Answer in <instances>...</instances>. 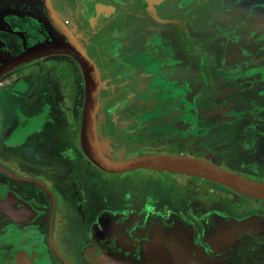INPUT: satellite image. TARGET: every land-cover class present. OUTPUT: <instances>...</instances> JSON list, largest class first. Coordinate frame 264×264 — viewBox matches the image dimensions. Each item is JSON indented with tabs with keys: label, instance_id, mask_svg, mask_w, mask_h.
<instances>
[{
	"label": "rangeland",
	"instance_id": "obj_1",
	"mask_svg": "<svg viewBox=\"0 0 264 264\" xmlns=\"http://www.w3.org/2000/svg\"><path fill=\"white\" fill-rule=\"evenodd\" d=\"M53 1L60 13L70 20L76 36L92 49L101 76L107 81V87L100 93L103 102L98 109V127L99 142L108 158L122 161L154 152L185 154L264 181V25H261L257 45V36H253L254 41L250 38L252 25L258 26L261 19L264 21V0H163L157 5L162 17H176L183 24L155 20L143 0H114L118 10L107 21L111 28L102 30L107 37L116 38L117 43L122 37L136 38L134 45L125 43L122 47L94 44L95 37L104 33L81 21L77 0ZM15 2L0 0V21L6 19V8H18ZM13 22L12 26L22 28L18 22ZM29 24L24 28L35 35V25ZM159 31L163 35L154 38ZM236 33H244V38L236 41ZM50 35L43 33L46 37ZM38 38L30 36L29 41L32 43ZM0 42L7 55L23 49L17 34L1 31ZM242 47L248 50L245 48L244 53ZM179 56L182 59L178 62L174 57ZM162 57L168 61L176 59L178 67L191 66L189 71L194 76L186 71L181 77L182 81L191 79L196 85L195 93L181 84L187 96L179 99L175 93L176 98L165 99L173 92L169 87L174 85L161 83L162 74L158 77L150 67L164 65ZM31 61L25 66L30 70L37 64L56 70V75L61 77L53 79L54 105L60 107L59 111L76 113L81 118L86 88L77 60L59 55ZM144 69L147 71L140 76L146 80L139 76ZM235 71L243 76L232 77L235 82L226 87L229 82L222 83L227 78L223 75L232 72L235 75ZM2 80L7 88L11 87V80L5 77ZM102 84L104 86L105 82ZM1 99L18 98L3 88L0 90L2 104ZM0 109L4 110L3 104ZM65 121L71 122L70 119ZM30 160L38 159L32 155ZM71 160L75 162L76 158L71 157ZM71 160L64 163L62 157L50 156L42 163L46 162L47 167L52 163L60 172L66 167L69 173ZM86 163L91 168L94 166L89 157ZM95 174L101 177L100 183L114 181L115 193L132 196V212L140 216L135 226L145 222L152 227L160 217L168 219L160 218L159 222L172 224L173 218L175 228L190 235L197 234L198 229L203 235L192 238L177 230L178 236L188 243L192 240L206 242L204 236L210 227L208 215L211 212L218 220L220 236L226 231L223 229L227 222H243L242 227H248L246 222H258L255 226L260 229L243 234L240 241L245 246L252 238L258 243L254 246L261 249L262 253L258 250V258L250 264L264 261V198L237 195L213 179L166 170L138 168L114 173L100 169ZM214 261L212 257L207 259L208 264H215ZM231 261L247 264L245 258L236 255Z\"/></svg>",
	"mask_w": 264,
	"mask_h": 264
},
{
	"label": "flooded vegetation",
	"instance_id": "obj_2",
	"mask_svg": "<svg viewBox=\"0 0 264 264\" xmlns=\"http://www.w3.org/2000/svg\"><path fill=\"white\" fill-rule=\"evenodd\" d=\"M15 1V7L18 8L5 9L6 19L2 18L0 21V32L19 35V44L23 46L21 51L25 47L44 41L66 40L65 34L47 15L43 0ZM21 3L24 5L19 6ZM77 3L80 5L79 14L83 23H90L96 31L101 29L102 33H104L102 29L111 28L107 21L118 10V4L114 0H77ZM52 4L59 17L72 29L70 20L60 13L53 0ZM110 5L115 6L113 13L108 9ZM12 22L15 24L18 22L22 28L12 26ZM25 24L35 25L33 30L36 34L27 31L24 28ZM261 25H264L262 19L258 26L253 24L250 28L252 35L250 38L254 41L253 36H257L256 45L261 36L258 35ZM43 33L51 35L46 37ZM159 34L163 35L162 31L154 35V38ZM30 36L39 38L30 43ZM236 37V41H239L244 38V33H236ZM76 38L95 61L92 49L84 45L79 36ZM95 40L94 44L112 47L114 45L122 47L125 43L130 46L132 42L131 38L124 37L117 43L116 38L107 37L105 33L97 39L95 37ZM2 45L0 42V64L19 53L7 55L1 48ZM245 48L242 47L244 53ZM59 55L72 56L69 53L58 52L28 61L35 62ZM165 57H162L164 65L150 67L154 73H158V77L162 74L159 78L161 83L174 85V88L169 87L173 95L165 98L172 99L176 98L177 84L174 78L178 77L176 70L178 63L170 57L171 65ZM26 64L25 62L16 65L0 77V90L7 89L18 98L7 99L8 101L1 99L4 110L1 112L0 109V264H107L128 260L134 264H208L207 259L210 257L215 260V264H241L231 261L235 255L241 256V259L245 258L247 264H250L258 258L257 251L261 252V249L254 246L258 244L257 242L250 238V242L244 246L240 241L241 236L247 235L245 233L260 229L255 226L258 222H246L250 224L248 227H242L243 222L239 221L227 222L223 229L226 231L221 237L218 220L211 212L208 215L210 227L204 236L207 238L206 244L194 240L188 243L180 238L177 230L192 238L203 235L194 224L192 226L198 231L194 235L175 228L173 218L172 224L159 222L160 218L168 219L160 217L152 227L147 226L145 222L135 226L134 223L140 216L132 212L134 202L132 196L115 193L114 181L100 183L101 177L95 173L101 168L90 158L94 166L91 168L86 163L88 156L81 141L82 117L76 113L59 111L60 107L54 105L53 79L61 76L56 75V70L51 66L44 69L43 65L37 64L30 70L25 67ZM96 64L99 68L97 62ZM78 66L85 83L79 63ZM147 69L139 73V76ZM236 73L238 74L236 79L243 76L239 74L241 72ZM4 77L11 80V87L7 88L4 85L2 80ZM101 82H105L104 86L101 85L102 90L107 87V81L101 76ZM123 82L125 84L126 80ZM226 82H229L227 86H231L235 79H225L222 83ZM17 90L22 93H18ZM24 96L29 99H20ZM100 102L103 101L100 99ZM2 104L0 103V107ZM56 104L58 105V102ZM66 119H70L71 122H66ZM53 131L57 133L53 134ZM32 155L38 160H30ZM50 156L62 157L64 163L69 158L71 160V157L76 158V161L71 160L69 173L66 167L60 172L52 163L48 165L50 168L45 165L46 162L42 163ZM229 189L237 195L242 193L231 187ZM157 222L158 227L155 226ZM154 238L159 241L158 247L147 246ZM120 252L124 255L118 256ZM164 254L170 258L166 259Z\"/></svg>",
	"mask_w": 264,
	"mask_h": 264
},
{
	"label": "water",
	"instance_id": "obj_3",
	"mask_svg": "<svg viewBox=\"0 0 264 264\" xmlns=\"http://www.w3.org/2000/svg\"><path fill=\"white\" fill-rule=\"evenodd\" d=\"M151 16L159 22L183 24L176 17H162L157 5L163 0H144ZM47 15L66 36L65 41L40 42L13 55L0 64V77L12 67L46 54L65 52L71 54L80 64L85 79V101L81 120V141L87 156L101 169L108 172H125L138 168H149L192 174L213 179L252 197L264 198V181L224 168L211 160L185 154L162 152L146 153L122 161L108 158L99 142L97 113L100 106L101 76L96 62L80 44L73 30L59 17L52 0H43ZM100 5V4H98ZM110 13L115 6H109ZM169 259L170 257H167Z\"/></svg>",
	"mask_w": 264,
	"mask_h": 264
},
{
	"label": "crops",
	"instance_id": "obj_4",
	"mask_svg": "<svg viewBox=\"0 0 264 264\" xmlns=\"http://www.w3.org/2000/svg\"><path fill=\"white\" fill-rule=\"evenodd\" d=\"M120 33V32H119ZM124 37H122V39H123ZM167 38L168 39H170V36L168 35L167 36ZM136 41V38H134L133 40H132V42H131V45H134L135 42ZM149 52V51H148ZM176 59H177V61L179 62L182 58L179 56V57H175ZM175 59V60H176ZM178 67V66H177ZM188 68V69H187ZM187 68H185L184 66H180V67H178V69L176 68V70H177V73H178V77H176V78H174L175 80H176V86H175V93L176 94H178V98H184L185 96H187L188 95V93L186 92V91H184V89L183 88H181V84H184L185 86H187L188 88H189V90H191V91H193V89H195L196 88V85H194V83L191 81V79L190 80H183L182 81V77H181V74H183L184 72H186V71H188V72H190L191 71V66L190 65H188V67ZM189 69H190V71H189ZM235 72H237V71H235ZM191 73V75H192V77L194 76V74H192V72H190ZM234 72H232V74H226V75H223V78L224 77H227L226 79H229V78H232V77H234V76H237L238 74H236L235 73V75L233 74ZM229 76V77H228ZM191 77V78H192ZM195 87V88H194ZM226 87H228V86H226ZM225 88V87H224ZM180 92H182L183 93V95L180 93ZM194 92V91H193ZM195 93V92H194ZM190 96V99H192V97H191V95H189ZM195 98H197V94H195V96H194V99Z\"/></svg>",
	"mask_w": 264,
	"mask_h": 264
},
{
	"label": "bare ground",
	"instance_id": "obj_5",
	"mask_svg": "<svg viewBox=\"0 0 264 264\" xmlns=\"http://www.w3.org/2000/svg\"><path fill=\"white\" fill-rule=\"evenodd\" d=\"M158 242L159 241H157L155 238L150 242V243H148V245L147 246H153V247H158ZM121 253V254H120ZM120 253H118L119 255L118 256H123L124 255V253H122V252H120ZM114 255V254H113ZM117 255V254H116ZM107 264H134L133 262H131V261H122V262H118V263H110V262H107Z\"/></svg>",
	"mask_w": 264,
	"mask_h": 264
}]
</instances>
